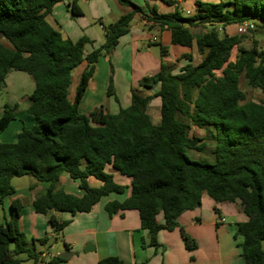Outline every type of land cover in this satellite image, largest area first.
Listing matches in <instances>:
<instances>
[{"label":"trees","instance_id":"obj_1","mask_svg":"<svg viewBox=\"0 0 264 264\" xmlns=\"http://www.w3.org/2000/svg\"><path fill=\"white\" fill-rule=\"evenodd\" d=\"M63 1L0 0V91L11 71L30 75L34 90L27 112L35 120L31 129H22L15 142L0 143V213L6 209V199L16 193L12 180L23 176L46 185L45 192L33 201L36 213H88L102 197L125 191L106 171L111 165L131 179L130 195L107 203L105 209L109 215L137 211L150 246H159L160 231L180 228L186 249H196V240L180 227L178 219L201 207L206 193L216 202L240 204L248 217L237 224L235 234L242 238L238 244L241 255L246 264H264V101L248 100L240 87L244 75L249 87L264 91V52L257 41L250 49L242 47L245 35L218 31L220 25L224 29L245 21L264 28V0L197 1V11L189 17H183L177 0H160L176 6L174 13L166 15L156 6L118 0L131 11L109 25L101 24L105 41L89 54L85 53L90 42L87 37L72 41L46 20ZM68 7L74 16L82 14L75 2ZM136 14L161 29L169 28L175 45L192 48L196 43L203 59L197 65H184L178 74H172L162 61L157 74L140 82L146 90L160 86L153 96L132 89L130 105L115 114L103 107L81 113L79 106L98 60L113 52ZM197 25H203L199 34L192 31ZM160 54L161 58L167 55L162 46ZM186 58L191 61L192 55ZM84 61L87 68L71 101V74ZM107 94L119 103L113 77ZM153 97L161 102L159 124L147 113ZM16 108L3 106L0 133L15 119ZM191 126L203 130L205 136H190ZM207 147H211V161L194 160L187 154L188 150L205 153ZM63 173L78 182L84 192L81 197L60 188ZM90 177L101 186H90ZM23 205L21 199H12L8 215L0 219V264H22L23 254L34 264L44 263L42 252L30 249L20 230ZM68 223L49 217L55 233ZM38 242L46 245L49 239ZM64 261L56 256L49 264ZM98 264L126 263L108 257Z\"/></svg>","mask_w":264,"mask_h":264},{"label":"crops","instance_id":"obj_2","mask_svg":"<svg viewBox=\"0 0 264 264\" xmlns=\"http://www.w3.org/2000/svg\"><path fill=\"white\" fill-rule=\"evenodd\" d=\"M79 1L64 0L58 3L51 14L46 17V20L52 27L60 31L63 37L72 41L87 37L90 42L85 47V53L89 54L103 45L104 42L91 27L87 32L84 27L75 29V26H72V21H78L81 18L85 20L87 15ZM131 1L142 7L156 6L161 14L170 13L176 7L164 4L160 0ZM186 1L192 2L191 8L193 9H188L186 12L189 16H193L197 11V1L216 2L218 0H178L179 6ZM74 2L82 12L80 16H74L71 8L68 7ZM81 2L87 6L93 17L100 19L106 16L111 23L131 11L130 7L120 4L118 0H81ZM202 30L203 25L192 27L195 34H199ZM223 32L233 36L228 34L227 26L224 27ZM171 39L172 35L169 28L161 29L159 25L148 23L136 14L127 29V33L121 37L113 52L109 55H103L98 60L95 74L90 79L88 89L79 106L80 112L88 114L94 109L103 107L106 112L115 114L120 107L129 106L132 89H135L143 78L157 74L160 71L162 61L168 66L172 74H178L181 68L190 62L193 65L201 62L203 56L199 55L196 43L192 48H188L173 44ZM152 45L162 46L167 50V55L161 58L160 52L159 54L153 53ZM189 54L192 55L191 61L186 58V55ZM78 67H82V75L87 68V62H82ZM111 77H113L114 93L119 99V103L115 101L114 96L107 94ZM159 87V85H154L146 91L145 95L153 96ZM33 90L34 81L26 72L11 71L8 74L6 87L0 91V93L5 94V98L0 99V118L5 104L17 108L15 119L0 133V143L15 142L22 129H31L34 126L35 120L27 112L29 97ZM157 99H159V106L153 107L152 103ZM160 105L159 97L151 99L147 109L150 117L151 109L157 111L156 114L158 112L160 114ZM159 123L160 119L158 122H154V124ZM190 136L193 135L190 134ZM188 151L192 152V159L197 160L199 152ZM106 171L114 176L117 183L125 186L123 194L124 199H126L130 195L131 179L122 176L111 165L106 167ZM62 179L63 187L60 188L65 192L79 197L83 195L84 192L79 188L78 182L72 180L66 173L60 176V181ZM88 182L92 187H99L102 184L93 177H90ZM45 190L46 185L33 180L27 190L25 200L17 191L14 196L6 199V209L2 212V217L8 215V206L12 199H21L24 205L19 226L22 222V228L24 230L29 228L28 232L32 236L44 235L48 239L50 237L56 240L61 239L64 242L65 251L73 253L69 259L58 264H98L100 260L108 257H118L126 264H246L238 247L242 238H236L235 234L237 224L246 222L248 217L238 202H216L204 193L201 207L183 213L178 219L180 227L198 244L196 249L188 250L184 245L180 228L173 231H160L158 234L159 246H150L148 232L141 228L140 215L137 211H118L113 215L108 214L105 209L106 204L117 200L111 199V194L102 197L88 213L71 215L66 212L51 211L47 215L38 214L34 210L33 201L37 195L44 193ZM105 197L107 200H104ZM25 202L27 203L25 204ZM24 211L25 213H23ZM51 215L60 221H69L62 232L55 233L51 228V235H49L48 226H50L49 217ZM221 219H224V222H221ZM159 221L162 222V217L159 218ZM34 247L36 248L35 245ZM86 248L89 251H86ZM37 251L43 254V264H49L56 257L49 251Z\"/></svg>","mask_w":264,"mask_h":264},{"label":"rangeland","instance_id":"obj_3","mask_svg":"<svg viewBox=\"0 0 264 264\" xmlns=\"http://www.w3.org/2000/svg\"><path fill=\"white\" fill-rule=\"evenodd\" d=\"M204 1H214V0H204ZM191 3H192L191 1H186V2L182 3V5H180L179 11L183 15V17H189V15L187 14L186 11L188 9H193V8H191ZM79 4L85 9V11L87 12V15L85 17V20L81 18L78 21H72V23H71L72 26L73 27L75 26V29H77V27L78 28L84 27V30L87 32L89 30V27H91L93 29V31H95L98 34V36L102 39V41L104 42L105 36H104L103 29L101 28V24L104 23L105 25H109L111 23V21L106 16H103L100 19L93 17L92 13L87 9V6L81 2V0L79 1ZM137 5H139V4H137ZM175 10H176V7H174L172 12L166 13V14H172L175 12ZM162 14H164V13H162ZM227 27H228V34L238 35L236 24H231V25H228ZM221 34L224 35V32H222ZM248 35H245L243 37V43L241 44V46L244 48L250 49L253 46L254 41H257L259 50L264 52V28L257 27L253 33H249ZM151 49L153 50V53L155 52V53L159 54V52H160V47L158 45H152ZM236 54H237V49H235L233 51L232 59L235 58ZM81 71H82V67H77L76 69H74V71L71 75V86L69 89V98L70 99L74 98L75 90H76V87H77L79 80H80ZM100 73H99V76H100ZM140 82L138 83L137 87L134 90L137 93H139L140 95H145L146 91H148V90L144 89L140 85ZM240 86H241L242 90L246 92L248 100L255 101V102L264 101V91L260 90V89H253V88L249 87L244 76H241V85ZM2 98H5V94L3 92L0 93V99H2ZM152 106L153 107L159 106V99L155 100L152 103ZM82 111H84V109H82ZM156 113H157V111H155L154 109L150 110V115L152 117L153 122H158L160 119L159 112H158V114H156ZM190 134L191 135L205 136L204 131H201L200 129H198L195 126H191ZM187 154H188V156L193 158L192 152L187 151ZM197 160H199V161H205V160L211 161V160H213V156L211 154V147H207L205 153H199ZM33 180H35V179L32 176L16 177L12 180V186L14 187L15 191H17L19 193V195H21L22 198H24V200L27 197V192H28L27 190L29 189V186L31 185ZM62 183H63V179L61 181H59L60 187L63 185ZM66 189H68V188H66ZM110 196H111V199H117V200L124 199V194H111ZM106 198L107 197H105L104 200H107ZM26 203L27 202H25V204ZM23 213H25V211ZM0 219H2V212L0 213ZM28 229L29 228H27V230H24L22 228V222H21L20 230L26 235V240L28 243V247L30 249H34L33 247L35 245L36 251L37 250L47 251V252L49 251L51 254L56 255V256H59L60 254L66 252L65 247H64V242L61 239L56 240L55 238L50 237L49 242L46 245H41L38 242V240L43 239L45 236L44 235L40 236V237L32 236V234L31 235L29 234ZM48 233H49V235H51V227L50 226H48ZM20 258L23 259L22 264H33V261L31 259H29L26 254L21 255Z\"/></svg>","mask_w":264,"mask_h":264},{"label":"built area","instance_id":"obj_4","mask_svg":"<svg viewBox=\"0 0 264 264\" xmlns=\"http://www.w3.org/2000/svg\"><path fill=\"white\" fill-rule=\"evenodd\" d=\"M255 29H256V24L251 21H245V22H241L237 24V34L238 35L249 34V32H253ZM218 31L223 32V27L221 25L218 27ZM220 221L224 222V219H221Z\"/></svg>","mask_w":264,"mask_h":264},{"label":"water","instance_id":"obj_5","mask_svg":"<svg viewBox=\"0 0 264 264\" xmlns=\"http://www.w3.org/2000/svg\"><path fill=\"white\" fill-rule=\"evenodd\" d=\"M249 33H252V32H249ZM86 251H89L88 248H86ZM72 255H73L72 252L66 251V252L60 254L59 257L66 260V259H69Z\"/></svg>","mask_w":264,"mask_h":264}]
</instances>
